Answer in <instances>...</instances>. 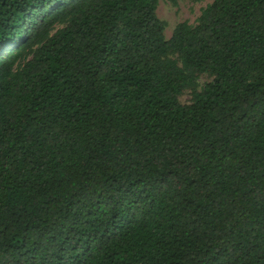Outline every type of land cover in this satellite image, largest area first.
Listing matches in <instances>:
<instances>
[{
  "label": "trees",
  "instance_id": "16d2710c",
  "mask_svg": "<svg viewBox=\"0 0 264 264\" xmlns=\"http://www.w3.org/2000/svg\"><path fill=\"white\" fill-rule=\"evenodd\" d=\"M158 3L0 0V264H264V0Z\"/></svg>",
  "mask_w": 264,
  "mask_h": 264
},
{
  "label": "rangeland",
  "instance_id": "374dc122",
  "mask_svg": "<svg viewBox=\"0 0 264 264\" xmlns=\"http://www.w3.org/2000/svg\"><path fill=\"white\" fill-rule=\"evenodd\" d=\"M214 0H179L177 4H174L170 0H159L157 15L165 22V36L166 39H170L173 35L176 27L184 22L189 24H195L198 18L201 16L203 10L213 3ZM210 81L208 76H201L199 79L200 87L204 86ZM192 92L186 91L180 98L183 104L191 102Z\"/></svg>",
  "mask_w": 264,
  "mask_h": 264
}]
</instances>
